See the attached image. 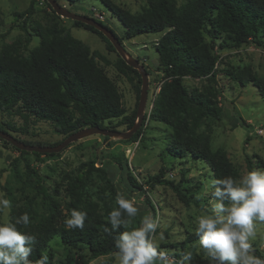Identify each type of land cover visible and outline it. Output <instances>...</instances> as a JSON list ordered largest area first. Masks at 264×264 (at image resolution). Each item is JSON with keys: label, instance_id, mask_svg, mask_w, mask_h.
<instances>
[{"label": "trees", "instance_id": "trees-1", "mask_svg": "<svg viewBox=\"0 0 264 264\" xmlns=\"http://www.w3.org/2000/svg\"><path fill=\"white\" fill-rule=\"evenodd\" d=\"M64 1L74 5L84 0ZM98 1L123 26L122 38L105 26L121 45L123 40H131L140 35L161 34L156 41L155 51L165 81L160 86L149 119L171 129L169 155L173 158L188 155L201 161L210 170L213 180L228 176L239 179L238 171L224 150L212 151L209 131L198 132L203 120L220 118L221 111L216 94L210 91L206 95L189 92L182 80L190 77L214 81L219 59L212 53L216 42L219 50L237 49L250 42L260 46L261 41L257 38L264 34V0H189L181 7L176 6L175 0H145L147 7L138 15H132L113 5L110 0ZM33 6L34 1L30 0L25 11L13 13L15 20L22 19L19 28L26 36L11 44H3L0 48V111H14L24 122L30 116L37 121L49 123L54 132L64 139L88 127L108 129L105 122L115 119H120L119 125H125L130 130L136 120V111L125 116L116 85L96 62L107 61L98 52L91 51L88 46L73 38L63 27L36 25L32 28L31 35L26 28V19L33 14ZM93 20L102 25L101 22ZM72 22L75 27H83L95 33L114 50L100 32L80 22ZM6 33L0 34V39ZM33 36L39 38V43L29 50ZM116 67L118 71H123L124 68L139 78L137 71L127 66L122 59ZM226 75L239 87L244 88L251 84L264 99V81L253 75L249 69L236 73L226 71ZM139 97L140 90L137 89L136 106ZM0 131L7 134L22 132L13 125L2 122ZM140 132L141 129L125 142L135 141ZM102 138L109 140L107 137ZM22 143L32 145L28 142ZM12 149L20 154H27L14 147ZM31 154L35 157L42 155ZM257 168L264 169V163L259 160ZM26 170L31 171L35 177L47 215L40 221H35V199L23 197L22 204L16 203L9 217L28 213L31 221L29 226L17 227L25 234L36 237L34 251L29 257L33 264L48 249L49 244L57 239L64 247L86 252L74 264H89L92 260L114 254L117 251L115 237L119 232L134 227L132 222L128 229L121 227L118 231L105 232L106 227L111 229L108 214L117 207L115 197L119 191L105 177L103 170L94 168L93 162L82 163L74 173L66 175L65 194L68 200L63 202L66 212L64 215L59 211L57 202L42 187L38 174L28 165ZM252 170L253 167L248 162V172ZM97 172L102 175L103 186L96 191V200L93 201L88 190L92 184V174ZM127 181L132 188L142 192V186L137 185L129 174ZM144 184L149 189L155 185L169 186L183 204L190 203L191 198L183 194L186 190L182 189L181 184L165 180L162 170L158 175L149 177ZM123 194L129 198L127 193ZM147 204L153 209L148 201ZM73 208L88 214L83 230H69L64 225V219ZM33 220L35 223H32ZM197 239L199 238L196 235H192L180 246ZM69 261L67 257L65 264H71ZM199 263L200 257L193 264Z\"/></svg>", "mask_w": 264, "mask_h": 264}, {"label": "rangeland", "instance_id": "rangeland-1", "mask_svg": "<svg viewBox=\"0 0 264 264\" xmlns=\"http://www.w3.org/2000/svg\"><path fill=\"white\" fill-rule=\"evenodd\" d=\"M33 1V14L26 19L28 32L32 35V28L36 25L63 27L91 51L98 52L107 61L104 63L96 60L98 66L116 85L121 95L125 116L132 115L137 107L136 90L141 89L140 75L138 74V78L136 74L124 68L123 71H118L116 66L121 58L115 50L108 47L106 42L83 27H75L71 20L57 16L45 0ZM55 1L70 12L101 22L117 37L122 38L123 26L98 0H84L74 5H69L64 0ZM187 1L189 0H175L176 6L181 7ZM29 2L30 0H0V34L7 32L6 36L0 39V48L3 44H11L26 36L19 28L22 19L15 20L13 13L25 11ZM110 2L132 15L140 14L147 7L145 0H110ZM160 35H140L122 41L126 53L138 61L146 74L149 73L145 119L143 115L141 132L135 141L104 140L102 136L94 135L70 144L60 153L35 157L28 152L20 154L0 140V192L11 201V207L7 210L8 215L16 203L22 204L23 197L35 199L33 207L35 221H40L47 215L35 177L31 171L26 170L27 165L38 174L42 187L57 202L59 211L64 215L66 212L63 202L68 200L65 194L66 175L74 173L82 163L93 162L94 168L103 170L105 177L119 192L127 193L129 199L133 197L136 199L139 212L135 217L136 220L133 221L134 227H139L142 217L148 213L159 219V227L153 234V241L158 248L176 253L177 259H180V253L190 250L193 253L192 264L198 257L201 258L199 264H210L205 251L196 244L198 239L183 246L180 244L188 237L196 235V217L210 208L211 196H201V193L206 183L213 180L212 174L204 163L188 155L183 158L171 157L168 152L172 141L171 129L149 119L160 86L165 81L155 51V44ZM257 40L261 41L260 46L250 42L240 48L228 50H219L216 42L212 53L219 59L214 81L190 77L182 80L189 92L206 95L210 91L216 94L221 111L220 118L203 120L198 132L209 131L212 151L224 150L227 158L238 171L239 179L248 172V162L253 170L260 169L257 168L259 160L264 163V99L251 84L243 88L233 83L226 75V71L236 73L249 69L253 75L264 81V34ZM205 42L208 43L207 38ZM38 43L39 38L33 36L28 49L35 48ZM0 122L11 124L18 131L22 130L8 134L20 142H28L34 146L54 147L53 145L56 146L64 139L54 132L51 124L37 121L30 116L24 122L23 118L14 111H0ZM119 123L120 119H115L105 122L104 125L114 131H128L125 125ZM161 170L165 180L174 184L180 183L182 189L186 190L183 194L191 198L188 205L183 204L169 186L155 185L152 189L145 186L147 179L158 175ZM128 174L137 185L142 186V192L130 186L127 181ZM102 186V175L98 172L93 173L92 184L88 190L91 200H96V191ZM147 201L153 209L149 207ZM35 221L33 220L32 223ZM255 223L258 235L249 243L254 254L264 259V222ZM46 251L52 264H65L67 257L70 259L69 263L74 264L80 256L86 255L85 251L62 246L58 239L50 243ZM89 264H117V261L112 254L92 260Z\"/></svg>", "mask_w": 264, "mask_h": 264}, {"label": "clouds", "instance_id": "clouds-1", "mask_svg": "<svg viewBox=\"0 0 264 264\" xmlns=\"http://www.w3.org/2000/svg\"><path fill=\"white\" fill-rule=\"evenodd\" d=\"M211 196L210 208L196 217V244L205 251L210 264H264V259L254 254L249 243L257 238L256 221L264 222V169H254L240 179L231 176L214 179L206 183L201 196ZM117 207L108 214L111 229H128L138 215L139 208L133 197L126 198L118 192ZM11 201L0 192V264H33L29 260L34 251L36 237L18 229L30 224L28 213L9 218ZM127 218H124V217ZM88 214L73 208L64 219L69 230L85 227ZM159 227V219L151 213L144 215L139 227L119 232L114 239L117 264H192V251L176 253L160 249L153 241V234ZM34 264H50L44 251Z\"/></svg>", "mask_w": 264, "mask_h": 264}, {"label": "water", "instance_id": "water-1", "mask_svg": "<svg viewBox=\"0 0 264 264\" xmlns=\"http://www.w3.org/2000/svg\"><path fill=\"white\" fill-rule=\"evenodd\" d=\"M45 1L49 4V6L55 12V14L60 18L80 22L100 32L110 42L116 53L125 62V64L138 72L141 79V89H140V97L137 105V110H136V120L132 128L126 132L113 131L99 127H88L71 134L70 136L66 137L59 145L54 147L27 145L16 140L11 135L1 131H0V140L9 143L12 147H14L19 151L42 154V155L60 153L70 144L94 135L107 137L109 139H120L123 141L130 140L131 137L141 127L144 110L147 102L148 81H147V74L145 72V69L138 63L136 59L132 58L126 53L125 48L119 43L118 39L114 36V34L110 30H108L105 26L97 23L92 18L78 15L62 8L61 6L58 5V3L55 0H45Z\"/></svg>", "mask_w": 264, "mask_h": 264}]
</instances>
